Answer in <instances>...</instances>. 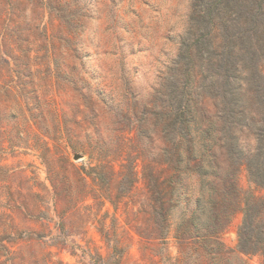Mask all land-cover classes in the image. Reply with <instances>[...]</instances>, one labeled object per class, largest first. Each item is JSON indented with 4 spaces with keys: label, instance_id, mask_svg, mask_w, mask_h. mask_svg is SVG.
Listing matches in <instances>:
<instances>
[{
    "label": "trees",
    "instance_id": "16d2710c",
    "mask_svg": "<svg viewBox=\"0 0 264 264\" xmlns=\"http://www.w3.org/2000/svg\"><path fill=\"white\" fill-rule=\"evenodd\" d=\"M27 12L33 20L44 12L60 20L59 33L75 50L85 17L78 0H0V75L10 58L19 59L18 40L6 31L18 29ZM186 22L176 57L146 97L123 91L115 103L112 95L93 92L77 66L66 62L51 76L70 87L85 85L80 95L92 121L82 138L61 131L56 112L41 110L34 121L52 210L61 223L75 217L79 228L97 221L107 242L103 259L110 264L125 247L110 236L115 225L105 223L108 210L96 216L106 203L126 213L140 180L147 197V240L171 237L214 252L222 249L219 237L235 211L239 168L264 189V0H190ZM53 53L61 55L60 47ZM99 99L121 118L113 134L98 129L104 111ZM46 138L60 151L58 159L50 157ZM67 150L87 155L88 162L75 165ZM87 199L92 203L85 204ZM47 210L38 209V219ZM242 210L238 251L264 255V196H246Z\"/></svg>",
    "mask_w": 264,
    "mask_h": 264
},
{
    "label": "rangeland",
    "instance_id": "374dc122",
    "mask_svg": "<svg viewBox=\"0 0 264 264\" xmlns=\"http://www.w3.org/2000/svg\"><path fill=\"white\" fill-rule=\"evenodd\" d=\"M78 1L85 17L74 51L59 33L61 21L48 12L37 20L24 13L19 28L6 31L20 48L16 51L19 59L10 58L0 75V264H110V258L103 259L107 242L97 221L79 228L75 217L61 223L52 210V187L41 158L43 151L35 144L34 135L40 130L34 121L43 115L41 110L56 112L61 131L82 138L94 115L80 95L85 85L78 81L70 87L57 81L51 76L57 66L66 62L77 66L93 92L108 93L115 103L123 91L146 97L176 57L179 41L187 33L190 0ZM54 47H60L61 55L53 53ZM99 100L97 106L104 111L98 129L113 134L121 118L115 107L110 109ZM48 141L50 157L58 159L60 151ZM67 154L77 166L88 162L87 155L80 153L82 159L76 161L75 153L67 150ZM236 181L239 197L219 237L223 245L219 252L194 249L192 243L180 244L171 237L147 240V197L142 180L126 213L122 206L114 210L106 203L96 219L108 210L105 223L115 225L110 236L125 247L115 264H264L261 253L245 254L237 248L245 197H263L264 189L250 182L244 166ZM91 203V199L85 201ZM38 209L47 210V216L38 219Z\"/></svg>",
    "mask_w": 264,
    "mask_h": 264
},
{
    "label": "water",
    "instance_id": "95a60500",
    "mask_svg": "<svg viewBox=\"0 0 264 264\" xmlns=\"http://www.w3.org/2000/svg\"><path fill=\"white\" fill-rule=\"evenodd\" d=\"M73 159L76 160V161L81 160L82 159V155L80 153H75L73 155Z\"/></svg>",
    "mask_w": 264,
    "mask_h": 264
}]
</instances>
